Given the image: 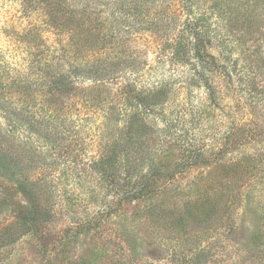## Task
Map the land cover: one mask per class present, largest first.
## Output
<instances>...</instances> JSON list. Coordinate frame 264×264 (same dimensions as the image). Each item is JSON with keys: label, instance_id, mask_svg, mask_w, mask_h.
Masks as SVG:
<instances>
[{"label": "rangeland", "instance_id": "rangeland-1", "mask_svg": "<svg viewBox=\"0 0 264 264\" xmlns=\"http://www.w3.org/2000/svg\"><path fill=\"white\" fill-rule=\"evenodd\" d=\"M70 4L68 0H0L3 62H15L9 33H16V38L24 28L44 21L49 31H53L51 25L69 31L95 23L106 47L114 31L119 29L123 35L130 28L124 43L143 51L147 64L155 67L161 41L154 29L140 30L144 18L173 14L168 19L174 21L173 29H182L186 20H198L194 27L212 37L210 51L231 70L232 81L228 82L220 66L215 67L209 75L210 89L201 86L191 96L181 90L168 97L163 106L168 119L157 122V127L175 119V134L193 137L196 140L188 142L202 152L214 153V158L206 166L194 165L193 157L172 150L162 154L163 161L153 158L154 166L145 163L137 177L127 179L147 184L141 195L124 194L117 187L125 184L131 189V184L121 181L122 172L119 179L108 178L103 184L94 179L93 169L99 170L95 161L104 147L99 141L101 131L95 129L102 122L97 113L91 118L94 125L86 123L79 129L75 124L81 142L64 144L72 152L68 161L75 165L72 169L68 164V173L62 164L22 172L10 163L5 173L3 163L10 154L8 149L5 153V130L20 141L30 136L33 148L45 154L51 149L43 140L33 139L25 125L5 120L0 111L4 149L0 151V264H264V0H163L150 14L126 15L119 25L105 20L106 5L93 22L89 13H70ZM49 34L45 36L55 39ZM121 82L114 85L115 91L120 92ZM125 96L114 95L118 111L122 109L119 98ZM69 97L64 106L78 109L79 92ZM83 107L84 103L82 113H87ZM119 119L113 124L121 129L127 119ZM231 160L235 167L236 162L245 161L249 168L235 188L219 184L222 178L235 175ZM254 165L256 169H250ZM149 169L157 170L155 176ZM33 180L51 181L54 195L51 199L42 195L44 204L53 202L51 216H41L29 202L24 184Z\"/></svg>", "mask_w": 264, "mask_h": 264}, {"label": "trees", "instance_id": "trees-1", "mask_svg": "<svg viewBox=\"0 0 264 264\" xmlns=\"http://www.w3.org/2000/svg\"><path fill=\"white\" fill-rule=\"evenodd\" d=\"M46 1L58 0H43ZM68 1L72 4L69 7L70 13H89L93 22L99 20L104 12L101 7L106 5L109 13L105 20L108 19L116 25L122 23L126 15L139 18L150 14L153 7L156 8L163 2L156 0L154 4L155 0ZM172 16L173 14L166 17L156 13L149 19V16L145 17L139 25L141 31L154 29L161 41L157 47L155 67L147 64L143 51L138 48L131 50L124 43L130 36V28L123 35H120L122 31L119 29L114 31L109 37L113 41L108 47L104 45L105 37L95 23L91 27H73L69 31L51 25L53 31H49L43 21L38 26L30 25L24 28L23 34L16 38V33L10 32L8 45L13 47L10 50L11 55L14 54L15 62H3L4 52L0 50V111L5 114V120L20 126L25 125L26 130L35 135L36 138L33 139L43 140L51 151L49 155L45 154L38 148H33L30 136L26 141L25 138L20 141L19 137L15 139L5 130V153L7 149L10 153L5 156L3 163L5 173L9 171L10 164L22 172L45 166L56 168L62 164L66 167L63 168L65 173H68V164L72 169L75 165L68 161L72 158V152L64 144L68 140L81 142L83 137L79 138V129L88 125L86 123L94 125L96 121L91 118L97 113L100 114L102 122L95 129L97 133L101 131L99 141L104 143L101 156L95 161L99 170L95 173L93 169L94 175L100 176L94 177L99 184H103L108 178L119 179L122 172L127 178L124 177L121 181L131 184V189L126 188L125 184L117 188L124 194L139 196L145 191L147 184L142 181L141 184H133L128 180L137 177L145 163L154 166L153 158L163 161L165 156L162 154L172 150L193 157L194 165H208L209 160L214 158V153L202 152L199 146L196 149L193 142H188L196 139L190 138L188 134H185V137L176 135L173 131L175 119L167 121L162 127H157V122L168 119L163 106L169 96L181 90L191 96L201 86L210 89L212 79L209 75L212 69L219 66L228 82H231V70L226 64L219 62L210 51L212 37L209 33L202 32L201 27H194L193 23L199 22L198 20H186L182 29H173L171 24L174 21L168 20ZM49 33L53 34L55 39L45 36ZM219 53L224 54L223 51ZM120 81L122 88L118 92L115 91L114 85ZM84 82H89L90 85L77 86ZM72 92L74 95L79 92L80 102L84 103L83 110L87 108V113H82L81 104L78 109L73 110L64 106L66 103L63 102L70 98ZM117 94H127L119 98L121 111L116 109L114 101V95ZM195 112L193 115L197 114V111ZM121 116L127 120L120 129L114 124ZM15 140L16 146L13 144ZM1 150L4 152L0 143ZM229 162L231 171L236 173L232 178H222L219 184L235 188L242 183L249 168L245 161L236 162V167L232 164L233 160ZM255 166L250 169H256ZM149 170L152 176L157 173L155 169ZM70 176L72 179L77 178L73 174ZM50 182L33 180L24 184L28 188L29 202L33 209L41 212L43 217L51 216L55 208L53 202L44 204L46 200L42 199L43 194H47L49 199L54 195Z\"/></svg>", "mask_w": 264, "mask_h": 264}]
</instances>
